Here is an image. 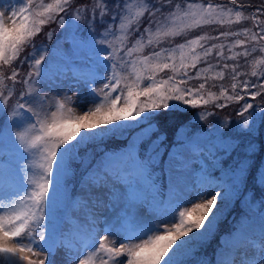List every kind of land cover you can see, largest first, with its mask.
I'll use <instances>...</instances> for the list:
<instances>
[{
	"label": "snow or ice",
	"instance_id": "snow-or-ice-1",
	"mask_svg": "<svg viewBox=\"0 0 264 264\" xmlns=\"http://www.w3.org/2000/svg\"><path fill=\"white\" fill-rule=\"evenodd\" d=\"M252 7L242 0H0V264H53L59 248L78 264H212L196 253L223 215L218 203L243 194L254 210L247 183L264 188V163L255 165L264 148L249 141L234 158L240 142L221 130L254 136L264 126V100L255 102L264 96V58L252 61L250 74L239 70L240 58L264 54V4ZM52 23L63 43L49 54L34 40ZM209 26H217L215 35L202 31ZM46 36L51 41L53 32ZM69 73L87 89L90 106L80 113L69 106L72 96L43 90ZM233 103L240 119L225 118L207 135L178 132L163 160L166 137L153 138L152 123L162 112ZM214 115L202 111L198 119ZM122 137L121 150L101 147ZM193 160L200 168L189 184ZM157 167L169 175L167 191ZM78 172L86 195L73 206L86 215L65 235L67 183ZM143 205L151 217L140 213ZM100 209L115 219L101 221ZM259 209V244L242 220L221 237L215 264H264V198ZM81 233L86 240L73 247L69 236Z\"/></svg>",
	"mask_w": 264,
	"mask_h": 264
},
{
	"label": "trees",
	"instance_id": "trees-1",
	"mask_svg": "<svg viewBox=\"0 0 264 264\" xmlns=\"http://www.w3.org/2000/svg\"><path fill=\"white\" fill-rule=\"evenodd\" d=\"M88 0H77V3H87ZM214 3H226L227 0H213ZM242 2L246 4H251L253 7L252 9H249V11L254 10L256 6H259L261 4H264V0H242ZM75 7V5H73ZM251 27V23L248 22L245 25H233L232 30H236L239 27ZM217 29V26H209L205 27L202 31L209 32L210 34L215 35ZM223 30V29H222ZM52 31L53 37L51 41L47 39L46 34ZM62 30L57 26L56 23H52L47 25L41 34H39L35 40L34 43L37 47L40 45H45L49 50L55 49L56 44L54 43V40L61 39ZM198 33H192L191 35H196ZM183 42L182 38H177V40L174 43ZM31 50V47L26 48L24 53L22 55H25L26 53H29ZM54 51V50H53ZM148 49H146L145 54H147ZM50 52V51H49ZM262 53H254L252 56L248 57L247 62H245L244 58H240L239 63L241 67L239 70L241 72L249 73L253 69L252 61L255 59H259L263 56ZM212 63H215V61H211ZM229 63H232L231 61ZM25 66V65H24ZM8 69H5V73L7 74ZM24 72L21 70V77L23 76ZM26 74V73H25ZM244 77H241L243 79ZM255 81L254 77H248ZM200 81H193V85L198 84ZM220 83V82H217ZM223 83L225 86H230L232 83L230 78H226ZM21 90V86H17V92ZM213 91H218V89H213ZM262 100H264V96L257 97L256 103H260ZM243 101L241 102V104ZM240 105L233 103L230 107L226 109H216L213 107V105L209 104L206 108H185L183 111L179 112H162V115L157 117L155 121L152 123L156 124L158 128V132L154 134L153 138H155L156 135H160L162 137H166L163 144L161 145L162 149H169L173 145L174 140L177 138V133H184L185 130L196 133L199 135H207L208 131L214 128L217 125H220L221 122L228 118L231 122H235L236 120L240 119L236 116V111L238 110ZM202 111H212L215 112L214 116H210L207 120H199L198 114ZM147 125L142 123L138 128L131 129L128 133H125V136H128L129 138L131 136L136 135L142 128L146 127ZM222 131L226 132L228 136L237 137L240 142V149H238L236 152L233 153V157H237L238 155L242 158L243 152L241 151L249 141H254L258 146H261L264 148V126H259L257 128V131L255 132L254 136H248L243 133H237L235 131V128L233 127L232 130L228 129H221ZM181 134V135H182ZM127 146V140H125L123 137L117 140H107L105 141L101 147H104L106 149L110 150H121ZM261 163H264V150L258 151L255 155V165L259 166ZM74 167L79 168L78 165H74ZM214 176H219V171L215 170L213 172ZM160 180V176L158 177ZM80 179V173L78 172L77 175L74 178H69L68 183L70 186V197L73 199H77V192H76V185ZM245 192H252V200L253 203L257 205V208H259V201L264 198V188L258 187L252 179H249L247 186L244 190ZM69 197V198H70ZM67 202V201H66ZM218 206L223 209V215L221 216V219L219 220L217 224V228L219 227L221 229V233H223L224 236H227L229 233H234V229L237 227L236 224L239 222L238 217L240 214L249 216V209L250 206L244 202L243 194L240 195L239 198H234L231 203H228L227 205L219 204ZM252 210V208H251ZM64 212V211H63ZM220 237L216 239V244L220 245ZM215 243L212 244V247L215 248ZM213 248V249H214ZM207 247L201 246L199 251L196 253L197 257H201V255H205ZM208 258L210 261H212V264H215L216 255L210 254L208 256H204ZM189 264H195V261H190Z\"/></svg>",
	"mask_w": 264,
	"mask_h": 264
},
{
	"label": "rangeland",
	"instance_id": "rangeland-1",
	"mask_svg": "<svg viewBox=\"0 0 264 264\" xmlns=\"http://www.w3.org/2000/svg\"><path fill=\"white\" fill-rule=\"evenodd\" d=\"M0 10H2V9H0ZM58 42L63 43L62 40L60 39V41L54 40L53 44H56V46H57ZM63 47L66 49L68 47V45L63 44ZM53 50H55V49L49 50L50 51L49 54H51L53 52ZM31 51H32V49L29 52H31ZM27 54L28 53H26L25 55H27ZM261 58H264V55ZM256 67L260 68L261 66H256ZM22 70H23L24 74L27 72L28 68H27L26 64L22 68ZM8 72H10V69H8ZM24 74H23V76H24ZM97 86H99V85H97ZM43 90H44V93H46L48 95V97H50V98L51 97L63 98L65 95L72 96L73 97V103L69 106L73 107L74 110L77 111L78 113L86 110V108L90 106V104L87 102V89L83 85L78 84L72 78L71 73H69L67 78L51 80L50 82H48L44 86ZM168 150H170V148L164 149L165 155L163 157V160H167V158H168L167 157V151ZM199 168H200V162L193 160V162L191 163V173L186 178L187 182L189 184L194 183V181L196 180V173H198ZM155 175L157 177L160 176L159 182L165 186V191H167V185L169 183V175H168L167 171L162 172L161 168L157 167L155 169ZM67 187H68V192H67L66 209L63 210L64 211L63 215H64L65 220H66V223L64 224L65 235H69V229L71 228V224L73 222H77V221L82 222L85 218V215H86V209H84L82 206H76V207L73 206L75 202H78L81 198H83L86 195L82 191L80 179L76 185L77 199H73L70 197L69 183H67ZM180 194L184 195L185 198H188L187 194L183 192V184L181 185ZM195 202H199V201H195ZM187 206L190 207L191 205L189 204ZM139 211L146 218L151 217L153 215L152 212L147 207V205L141 206ZM259 211H260V209L257 207L254 210L253 209L251 210V208H250L249 209V212H250L249 216L240 214L238 217L239 222L236 224V226H238V224L242 220H244L245 223L250 222L252 224V227L255 230V236L257 235L256 236L257 241H259V231H260ZM97 215L99 216V219L101 221H104L105 219H108V220H114L115 219V213L110 211V210H107V209H100L97 212ZM103 226L104 225L102 223L100 225H98L99 228H103ZM99 234L103 235V232L101 231ZM219 237L221 239V237H224V235H223V233H221V229L219 227L218 228L216 227L214 234L212 236H210L209 239L207 241H205L202 245L203 247L208 248L206 250L205 255H201L202 257L208 256L210 254H216V250L220 245L219 244L217 245L215 241ZM69 238L71 240L73 247H75L78 244L82 243L84 240H86V234L81 233L78 235H70ZM110 239L116 240L117 245L120 242V237H118V236L110 237ZM213 243L216 244L215 248L212 247ZM52 260H53V264H78L77 261L69 259V253L64 248L57 249L55 256L52 257Z\"/></svg>",
	"mask_w": 264,
	"mask_h": 264
}]
</instances>
